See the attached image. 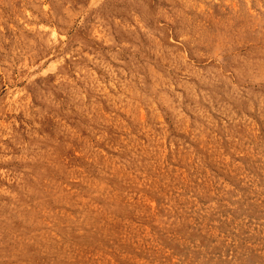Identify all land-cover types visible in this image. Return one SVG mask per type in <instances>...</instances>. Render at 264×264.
<instances>
[{
	"label": "rangeland",
	"instance_id": "rangeland-1",
	"mask_svg": "<svg viewBox=\"0 0 264 264\" xmlns=\"http://www.w3.org/2000/svg\"><path fill=\"white\" fill-rule=\"evenodd\" d=\"M0 264H264V0H0Z\"/></svg>",
	"mask_w": 264,
	"mask_h": 264
}]
</instances>
